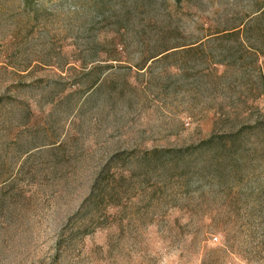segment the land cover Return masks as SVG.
<instances>
[{
    "label": "rangeland",
    "instance_id": "1",
    "mask_svg": "<svg viewBox=\"0 0 264 264\" xmlns=\"http://www.w3.org/2000/svg\"><path fill=\"white\" fill-rule=\"evenodd\" d=\"M262 1L0 0V264H264L257 129L231 166L184 189L167 180L143 221L56 247L111 155L262 120L264 96L248 98L262 90L251 59L207 36ZM225 46L235 53L218 78ZM218 115L230 119L214 125Z\"/></svg>",
    "mask_w": 264,
    "mask_h": 264
},
{
    "label": "trees",
    "instance_id": "2",
    "mask_svg": "<svg viewBox=\"0 0 264 264\" xmlns=\"http://www.w3.org/2000/svg\"><path fill=\"white\" fill-rule=\"evenodd\" d=\"M207 36H210L208 41L216 40L221 45L223 43L227 45L231 41L237 43L240 61L245 64L247 58L251 59L248 65H251L250 68L255 71L262 84V90H251L248 98L254 100L261 95L264 96V0L257 10L246 16V19L236 25L214 30ZM169 50L165 49L150 56L148 61L159 55H161L159 58L168 57L174 52ZM234 53L231 47H226L216 55V64L222 66L218 78L228 72L230 59L233 58ZM246 100L247 98L244 101ZM223 117L225 116L218 115V118L214 119V125L217 120L222 124V121L228 122L230 119L226 117L228 120H225ZM256 129L262 130V158H264L263 113L262 120H256L252 124H242L236 130L213 132L195 145L184 148L132 149L111 155L96 174L90 191L78 210L60 229L56 241L57 249H68L77 239L92 234L98 228L116 223L124 229L136 223L138 219L143 221V216H139L138 213L143 209L140 213L144 215L149 210V206H153L150 198L162 190L167 180H177L184 189L199 184L204 169L209 170L220 165L231 166L232 153H239V156L237 155L239 160L245 155L236 144L242 142L241 138L245 134ZM2 189L3 187L0 190ZM111 209H114V212H110Z\"/></svg>",
    "mask_w": 264,
    "mask_h": 264
}]
</instances>
